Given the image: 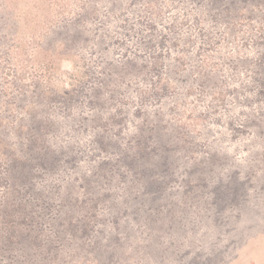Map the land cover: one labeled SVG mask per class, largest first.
Returning a JSON list of instances; mask_svg holds the SVG:
<instances>
[{
    "label": "rangeland",
    "instance_id": "374dc122",
    "mask_svg": "<svg viewBox=\"0 0 264 264\" xmlns=\"http://www.w3.org/2000/svg\"><path fill=\"white\" fill-rule=\"evenodd\" d=\"M0 264H264V0H0Z\"/></svg>",
    "mask_w": 264,
    "mask_h": 264
}]
</instances>
